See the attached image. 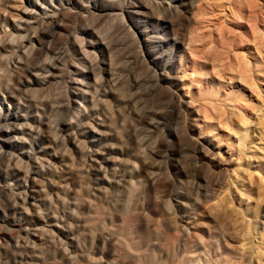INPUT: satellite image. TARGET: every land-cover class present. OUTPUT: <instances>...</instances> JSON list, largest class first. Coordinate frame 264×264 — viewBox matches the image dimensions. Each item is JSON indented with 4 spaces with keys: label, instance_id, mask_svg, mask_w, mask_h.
Here are the masks:
<instances>
[{
    "label": "rangeland",
    "instance_id": "obj_1",
    "mask_svg": "<svg viewBox=\"0 0 264 264\" xmlns=\"http://www.w3.org/2000/svg\"><path fill=\"white\" fill-rule=\"evenodd\" d=\"M81 1L75 5V8L71 7L72 11L76 10ZM97 1L104 2L105 0ZM130 1L115 0L114 2L118 4L113 3L115 7L118 6L115 12L120 13L118 8L125 6V2H127L126 5L147 3V0H132V3ZM159 1H162L164 6L161 5V7L154 3L144 7L143 11L147 14L152 12L158 16L162 15V19L167 21V24L162 26L163 34H161V37L166 39L167 36H171L174 27L179 25V20L176 14L171 11L168 12V9L165 8V2L170 1L172 3L174 0ZM194 1L199 3L194 7V11L202 13L204 17L206 15L208 18L214 17L213 20L217 24L212 28L211 33L209 30L194 28L198 37H204V39L199 38V45H203L199 59L201 61L207 60V63L211 64L215 61L214 72H216L213 76L200 81L185 75L182 81H178L176 85L170 87L159 79V74L154 68H150L145 62H135L139 50L129 37V33H126L120 26L124 21L128 23L127 18L122 16L124 17L121 18L123 21L117 22L121 14L117 15L116 18L113 16L114 19L112 20V17H104L103 14H99L103 11H95L98 14L78 20L75 17V12L66 9L61 14L65 20V25L48 30V32H54L50 37L52 42L48 55L50 59L48 58V60L56 61L58 64V60H54L52 55L64 44L68 32L70 30L77 31L76 27L87 25V22L88 27L92 24L90 28L94 29L96 33L98 31V36L95 33L93 39L95 41L97 39V42H101V44L95 48H89L87 58L81 59L73 50L70 53H73L74 61L85 65L89 72L93 74L96 72L95 75L97 74L96 77H98L95 80L99 79V81L88 79L86 76L80 77L81 82L89 86L88 91L90 93L88 94L89 104H84L83 107L77 106L79 99L70 94L72 90V85L69 82L72 77L71 73L69 78L62 76V78L54 80L55 83L52 81L51 86L48 85L49 87L45 91L35 92L37 97L46 99L48 104L45 108V115L53 127L50 130L51 148L49 147L48 154L42 155L43 159L46 157L49 160H45L43 177H38V179L43 181L44 177H52L51 179L56 181L58 185L62 184L63 186L58 188V193H61L60 198L63 197L60 202L54 198L53 203L51 201L53 199H51L50 203L40 205V211L41 213H43L42 210L46 211L43 215H54L56 218L59 216L58 221L63 222L64 225H67L71 220L72 223L67 226L72 229L73 226L75 227L73 234L76 240L71 244L69 239L59 235L54 228L48 230L49 236L45 235L43 237L46 238L45 240L42 239L41 242L36 243L35 249L41 257L33 264H72L73 262L74 264H101L102 262V264H257V257L253 252L249 258V248L252 249L251 251L254 248L256 253V221L259 218L261 204L264 203V23L261 16L264 12L262 8L264 4L263 0H259L254 9L244 6V10L240 12V17L232 14V20L228 22L227 17L222 13L228 11L224 5L221 7L213 4V6V0ZM214 1L216 4L220 2L219 0ZM5 2L6 0L0 1V11L4 8L7 10ZM24 4H26V0L13 2L15 8ZM138 9L142 10V8ZM223 9L225 10L223 11ZM12 11L17 13V10ZM213 14H217L220 18ZM251 18H258L260 22L262 21L257 24L258 28H255L256 32H254L253 37L256 38L252 44L256 45V47L253 45L255 54L259 55L260 59L262 58L260 65L263 70L259 73L258 69H254L255 67L251 63L247 64L242 61V58L244 60L246 56L249 59L251 57L250 51L245 49L246 51L244 50L242 55L240 54L241 51L238 52L239 55L236 54L242 61L240 62V72H236L239 74L230 76L226 70V74L221 73L223 71L221 67L226 62V52L229 51L228 53L232 54L231 45L242 30L240 28L245 31L249 30L246 23H249L248 20ZM145 19V24L153 23L148 17ZM193 26L194 24L187 25L185 23L180 26L182 27L180 30L183 31L185 28L184 32L188 33L189 28L191 29ZM223 27L224 30H222ZM38 33L43 38H48L41 31L39 32V29ZM77 35L80 38L86 37L82 33H77ZM257 44H260V48ZM103 45L108 46L112 61L103 49ZM257 48L258 50H256ZM259 49L262 55L258 53ZM96 53L97 56H100L97 58L99 61L94 55ZM5 54L3 57L5 60H13L14 55L12 53ZM236 55L234 54V58ZM221 59L225 61L221 62ZM63 60L67 64L65 58L61 59L60 65H64L61 68L68 70L69 68ZM62 63L64 64L62 65ZM105 63H108L109 67L108 65L106 67ZM219 63L222 64L219 65ZM94 66L96 69L93 68ZM242 71L244 72L242 73ZM7 78L10 79H7L10 88L15 92L18 91L22 85L21 76L17 73H11V75H7ZM98 88L100 92L95 91ZM106 89L108 97L101 94ZM109 90L114 91L110 94ZM181 99L190 100L193 107L200 108H198L199 115L196 120L200 125L198 124L196 130L191 134L194 137L199 136L198 139L201 141L212 143L207 156H203L199 151L194 150L193 143L187 138L189 132L185 118L179 117L173 108V105L181 103ZM50 103L56 106L52 105L54 107L52 108ZM91 104L93 106L98 105L95 106L96 110L95 107L94 111L90 110ZM73 110H77L76 113ZM204 111L205 113H203ZM161 112H163L162 116ZM96 115L105 118L107 121L113 120L111 121V130L115 134V139L111 142L123 149L121 154L113 155L120 156L124 162L127 160L125 166H117L115 179L120 180L119 184L107 185L99 180L100 176L97 169H106L103 162H98L100 158L95 154L97 149L100 150L102 141H95V137L91 133H86L80 128L85 124L94 126V120L98 118ZM70 118L71 120L74 118L76 121L73 120V126L69 131H66L62 123ZM152 119L157 121L155 126L149 123ZM0 124L3 125L4 123ZM117 134L118 136H116ZM1 137L6 138L5 136ZM73 138H80L78 139L80 143L85 141L82 143L85 150H75ZM238 139L241 140L238 141ZM0 149L9 150L7 144L1 141ZM134 151L152 162L157 161L153 157L155 151L161 157L159 158L160 162L157 163L158 167L154 170L153 178L130 177L129 179L135 183L129 187L128 185L125 186L124 174L128 179V158H131ZM88 152L90 155L87 154ZM51 154L58 156V158L64 157L68 168L62 166L58 159L53 158ZM18 158L9 161L10 167L15 166L17 169L19 166L20 174H29L34 168L33 163L27 158L22 157L24 159L22 161ZM22 158L20 157V159ZM173 164L179 166V172L174 173L171 170ZM2 165L0 161V264H29L28 260L19 258L18 255L21 252H26L21 244L24 245L28 241V244H31L32 238L30 236L28 238V235L24 234L21 215L13 206L17 204L15 202H17L18 192L24 193L25 189L17 184V177H20L19 175L15 176L17 171L8 169L7 176H2V168L4 167ZM124 169L125 173L123 172ZM118 173L121 174V177ZM138 181H141L140 184ZM73 209L78 211L74 212ZM48 211L50 212L48 213ZM50 231L53 232H51L53 237L50 235ZM17 235L20 239L16 238ZM21 235L24 238H21ZM77 238L80 239L77 241ZM51 239L52 241L56 239V242H52ZM47 240L52 242H50L51 245ZM248 240L251 242L249 241V243ZM242 242L248 243L246 247L249 250L248 254H245L246 258L245 255L239 253L238 246ZM16 243L17 246L19 244L20 246L17 247ZM1 244H3V248ZM250 244L251 247H249ZM61 246L64 249L69 247L67 250L71 248L69 253L73 254L76 251L75 254L77 258L79 257L75 259L77 260L76 263L74 259L72 261L62 257L60 252L63 248ZM60 249L62 250L59 251Z\"/></svg>",
    "mask_w": 264,
    "mask_h": 264
},
{
    "label": "bare ground",
    "instance_id": "obj_2",
    "mask_svg": "<svg viewBox=\"0 0 264 264\" xmlns=\"http://www.w3.org/2000/svg\"><path fill=\"white\" fill-rule=\"evenodd\" d=\"M0 1H2V0H0ZM14 1L15 0H6L5 6H6L7 10H5V8H4V10L3 9L1 10L2 12L0 11V123H4L3 125L0 124V141L6 143L7 149H9L8 151L0 149V161L3 164L2 166H4L2 168V174H3L2 176L3 177L7 176L8 169L17 171L15 173V176H18V175L20 176V177H17V184L19 187H22L25 189L24 193H22L20 191L18 192L17 202H15L17 204L13 205V206H15V209L20 213V215H21L20 217L22 220V222H21L22 230H23L25 235H28V238H29V236L32 238V243L28 244L29 243V241H28L24 245L21 244V246L24 247L26 252L22 253L20 251L21 253L18 255V257L25 259V260H28L29 264H33L34 261H37L41 257L35 249L36 245H37L36 243L39 241L41 242L42 239H44V240L46 239L43 237L45 235H48V230H50V229L53 230L52 228H54L59 235H62L64 237H66L67 239H69L71 244L74 243L76 240L75 235L73 234V232H74L73 229H75V227L73 226V229H72L71 227L67 226L68 224L72 223L71 220H70V222H68L67 225H64V223L62 222L63 219H61L62 220L61 222L63 224L58 221L57 218L59 216L56 218V216H54V215H49V214L43 215V213H45L46 211L44 212L42 210L43 213H41V211H40V208H41L40 205L47 204L51 199H53V200H51L52 202L54 201V198L60 202V200L63 197L60 198L61 193L60 194L58 193L59 192L58 188H61L63 186H62V184L58 185L56 181L51 179L52 177L51 178H48V176L44 177L43 181H39L40 178L38 179V177H43L44 167H45V162H46L45 160H49V158L46 159V157H45V159H43L42 155L48 154L50 142L52 140L50 130L53 127L50 124L51 122H49V120L46 118V115H45V108L48 104L46 99L44 97H42V98L37 97L35 92H37V91L43 92V91H45V89L47 87L51 86L50 83L52 81L57 80L59 78H62V76H63V78H64V76L70 77V75L72 74V77L69 81L72 85V90L70 91V94L73 97L79 99L77 102V106L83 107L84 104H86V105L89 104V99H88V94H90L88 91L89 86L87 84H83L81 82L82 79H80V77L86 76L88 79H91V80H94L97 82V81H99V79L95 80V78H97L98 76L96 77V75H97V74L95 75L96 72L94 74L92 72H89L86 69V66L83 65L82 63H79V62L77 63L76 61H74V57H73L74 55H72L73 53L71 54L70 52H71V50H73L76 53V55H79V57L81 59L87 58L89 48H95L98 44H101V42L99 43V42H97L98 41L97 39H96V41L93 39L96 32L94 29L90 28L92 24L89 25L90 27H88V22H87V25L84 24L83 26L76 27L77 31H74V30L71 31L70 30V32H68V34H67L66 41L65 42L63 41L64 44L62 43L63 45L60 48L57 46L59 49L58 50L56 49L57 50L56 52L54 51L55 53L52 56H54V60L55 59L58 60V64L56 63V61H54L56 63L55 64L54 62H51L50 60H48L50 44L52 42V41H50V37L52 36V33H54V32H52V33L48 32V30L49 29H56L58 27H62L63 25H65V20L61 17L62 12L66 9L68 11H72L71 7L75 8V5L78 4V2L81 0H26V4L22 5L19 8H17V7L15 8V6L13 5ZM114 1H113V3L117 2V1L116 2H114ZM213 1H212V5L215 4V6L218 5L221 7L223 5L225 6V9H227L228 11H227V13H225V12H222V13L225 14V17H227L228 22H230L232 20V17H231L232 14H235V16L240 17V12L242 10H244V8H243L244 6H247L250 9H254L255 6H257V1H259V0H219L220 1V2H218L219 4L218 3L216 4V3H214L215 1L214 2ZM113 3H112V0H105L104 2H98L97 0H87L85 2L81 1L80 4L77 6L76 10H74L72 12H75V17H77L78 20L79 19L83 20L84 18H86L89 15L94 16V14H98V12L96 13L95 11H103V13H99V14H101V15L103 14L104 17H112V20L114 18H116L117 15L121 14L120 18L118 17L119 20H117V22L123 21L121 18H124L122 16H125L128 20V23H126V21H124L122 23L120 22L121 23L120 26L123 30L126 31V33H129V37L134 42L135 46H137V48H138L137 50H139L138 54L136 55L135 62L136 61L145 62L150 68L151 67L154 68L155 71L159 74V79L161 81H163V83L167 84L168 87H170L171 85H176V83L178 81H182L183 78L185 77V75H187L188 77L189 76L193 77V79L200 81L201 79H206L207 77H209L211 75L213 76L215 74V72H216V71L214 72V69H215V65H214L215 63L214 62L215 61L213 62V64H211V63H207V60L201 61L199 59V54L202 53L201 52V46L203 47V45H199V41H200L199 38L201 36L198 37L195 34L194 28H202V29H204V31L209 30V32L211 33L212 28L215 27L217 24L213 20L214 17L208 18L207 15H206V17H204V15L202 13H196L194 11V7L197 6V4H199L198 2L195 3L194 0H174V1H172V3L170 1L165 2L166 3L165 8L168 9L167 11L168 12L171 11L174 14H176L178 17V20H179V22H178L179 25H177V27H174L175 29L173 28L174 30L172 31L171 36H167L166 39H163L161 37V34H163L162 26L166 25L167 21L162 19V17H161L162 15L158 16L152 12L150 14H147V13H145V11H143L144 7H147L150 4L153 5L154 3L157 5H160V6L161 5L164 6L162 4V1L147 0V3H142L140 5H135L132 2H131L132 5H128V4L126 5L127 2H125V6H122V7L119 6V8H118L120 10V13H118V11L115 12L116 7H118V6L115 7ZM263 4H264V0H263ZM138 8H142V10L141 9L139 10ZM165 8H164V10H166ZM262 8L264 9V6ZM156 9H157V6H156ZM225 9H223V11ZM12 10H17V13H14L16 11H12ZM4 11H6V12H4ZM217 14H219V13H217ZM217 14H213V15L218 16ZM254 14H255V12H254ZM247 15H248V13H247ZM113 16H114V18H113ZM261 16H262V20L264 23V12ZM146 17H148L149 20L153 21V23L150 25L145 24V20H146L145 18ZM225 17H224V19H225ZM218 20H220V19H218ZM236 20L239 21L238 19H236ZM248 21H249V23H246V24H247L249 30L245 31L243 28L239 27L242 30L240 31L238 36H236L237 39L234 40L233 44L231 45V48H232L231 50H233L232 51L233 55L231 53L229 54L228 53L229 51H227L226 52L227 56L225 57L226 62H224L225 60H223V59L220 60L221 62L225 63L224 66L222 65L224 67V69H223V67L220 66L223 70L221 73L224 72L226 74V72H227L230 76L235 75V74H239L236 72H238V71L240 72V68H241L240 62H242V61L246 62L247 64L251 63L253 65V67H255L254 69H258L257 70L258 72L263 70L261 65H260L262 58L260 59L258 57L259 55L257 56L255 54L254 46H253L255 44H252V43H254V40H255L254 38H256L255 36L253 37L254 32H256L255 28H258L257 24H260L262 21L260 22L258 20V18H255V19L251 18ZM169 22L170 21H168V23ZM224 22H226V21H224ZM175 23H177V22H175ZM185 23L187 25L194 24L193 28H191V29L189 28V30H188L189 34L184 32L185 28H183V31L180 30V28H182L180 26L181 25L183 26ZM172 25L174 26L175 24H172ZM222 26H225V25H222ZM38 29H39V32L41 31V33L44 34L45 36H47L48 38H46V39L43 38V36H41L38 33ZM222 30H224V27L222 28ZM180 31H181V33H180ZM236 31H239V30H236ZM77 33H82L88 38H86V37L80 38L79 35H77ZM97 33H98V31H97ZM200 33H201V31H200ZM234 34H235V32H234ZM97 36H98V34H97ZM201 38L204 39L203 36ZM259 45H258V48H260ZM255 47H256V45H255ZM52 48H55V47H52ZM173 48H175V49H173ZM258 48L256 50H258ZM103 49L105 50V52L110 57V60L112 61L113 59H111L112 57L110 56L111 54L109 53L108 46L103 45ZM245 49L250 51L251 57L249 59L246 56L245 57L246 59L243 60V58H242V61H240V59L238 58V56L236 54L239 51H241L240 54L242 55V53ZM256 52H258V51H256ZM260 52L261 51L259 49L258 53L260 55H262ZM5 53H12L14 55V58H12L13 60H10V61L5 60L3 58L4 55H6ZM234 54L236 55L237 58L236 57L235 58L237 60L234 58ZM94 55H96V60H98L97 58L99 55L97 56V53ZM238 55H239V53H238ZM63 58H65V60L67 62V64H66L63 60L65 65L69 68L68 70L61 68L64 66L63 65L64 63H62L63 66L60 65L62 62V61L60 62V60ZM99 58H100V56H99ZM52 60H53V58H52ZM244 62H243V64H244ZM96 63H98V62L96 61ZM220 64H222V63H219V65ZM107 65H108V63H105L106 67H107ZM111 65H112V63H111ZM96 66H97V64H96ZM96 66H94L93 68L96 69ZM108 67H109V65H108ZM110 67H112V66H110ZM242 67H244V66H242ZM61 69H62V71H61ZM89 70L91 71V69H89ZM219 70H220V68H219ZM219 70H218V72H219ZM225 70H226V72H225ZM243 72L244 71H242V73ZM11 73L19 74L21 76V79H22V85H21L20 89L16 92L10 88V86H9L10 84L7 82L8 80H10L9 78H7V75H9V74L11 75ZM245 73H246V70H245ZM248 73L250 74V72H248ZM188 79H190V78H188ZM54 83H55V81H54ZM58 83H60V82H58ZM61 83L63 85V82H61ZM91 88H92V86H91ZM104 90H105V88H104ZM95 91H99V88H98V90L95 89ZM113 91L109 90L110 94H112ZM67 92H68V90H67ZM98 94L99 93L97 92V95ZM101 94L107 95L108 94L107 89H106V91H104ZM50 97L52 99V96H50ZM95 97H97V96H95ZM107 97H108V95H107ZM93 100H94V97H93ZM102 101H104V99ZM105 101H106V98H105ZM180 102L181 103H179V104L173 105V108L176 110V114L179 117L183 116L182 119L185 118V122H186L185 124L187 125V129L189 132V135L187 138H188V140L190 139L191 142L193 143L192 145L194 146V150L199 151V153H201L203 156H207V154L210 151V146H212V143H210V142L206 143L205 141H201L198 139L199 136L194 137L191 134L196 130V127H198V124H199V123H197L198 121L196 122V120L198 119L197 116L199 115L198 114V108L199 107L198 108H195V106L193 107L192 101H190V100H185V99L182 100L181 99ZM50 104L52 107L53 103H50ZM94 104H96V103H94ZM101 104H103V103H101ZM108 104H109V102H108ZM69 105H72V104H69ZM60 106H62V105L60 104ZM95 106H98V105H95ZM95 106H93L91 104L90 110H93ZM106 106H107V104H106ZM54 107H52V108H54ZM95 110H96V107H95ZM75 111H77V110H75ZM75 111H74V113H76ZM170 111H168V112H170ZM86 112H87V110H86ZM203 113H205V111ZM79 114L81 115V113H79ZM162 114H163V112H161V116H162ZM98 115H96V116H98ZM69 116H71V115L69 114ZM77 116H78V114H77ZM208 116H209V114H208ZM71 118L65 120L62 123V126L66 131H69V129L73 126L72 121L74 120V118H73V120H71ZM74 121H76V120H74ZM111 121H113V120H111ZM111 121H107L105 118H100L98 116V118H96L94 120V122H95L94 126H92L91 124L87 125L84 123L85 125H82L80 127L84 132L91 133L92 136L95 137V141H102L100 150L97 149L95 154L100 158V160L98 159V162L99 161L103 162V164L105 165V168H106L105 170H101L100 168L97 169V171L99 172V176H100L99 180L101 182L107 184V185L119 184L120 180L115 179V177L117 176V174H116L117 169H118L117 166L118 165H124L125 166L126 161H127V160H125V162H124L120 158V156L118 157V156L113 155V154H121L123 152V149H121L120 147L115 145L113 142H111V140L115 139V134L111 130V128H112L111 127ZM114 121H115V119H114ZM156 122L157 121H154L152 119L151 122H149V123H150V125L155 126ZM75 133H74V135H76ZM80 133H82V132H80ZM1 136H5L6 138H2ZM116 136H118V134ZM78 139H80V138H78ZM78 139L73 138V141H75L74 142L75 143V150H78V151L81 149L85 150V147L82 146V143L85 142V141L82 142V140L84 138L81 140L82 143H80V141ZM241 139H238V141ZM117 140H118V138H117ZM81 147H83V148H81ZM89 150H91V149H89ZM156 152L157 151H155L153 153V157L155 158V160H157L156 162L155 161L152 162V161L147 160L146 158H143V156H140L138 154V152H136V151H134V153L131 154V158H128V163H127V165H128V168H127L128 169V179L125 177V174H124V178L126 179L125 180V183H126L125 186L128 185L129 187H132V184H134L135 181L133 182L129 178L133 177V176H138V177L145 176L149 179L153 178V176L155 174L154 170L158 167L157 163L159 161V158L161 157V155L159 153H156ZM128 153H129V151H128ZM87 154H89V152ZM51 156H53V158L58 159V161L60 162V164L62 166H65V168H68V165H66V159L64 157L58 158V156H56L54 154L53 155L51 154ZM16 157H19L18 159L21 161L24 160L22 157L29 159L33 163V166H34L33 170L29 174H27V173L20 174V172L18 171L19 170L18 165H17L18 166L17 169L15 168V166L10 167V165H11V164H9L11 162L10 160L12 159V161H13L14 160L13 158H16ZM20 157L22 159H20ZM70 158H71V156H70ZM161 160H162V158H161ZM21 161H18V162L20 163ZM162 162H163V160H162ZM71 164H72V162H71ZM14 165H16V163H14ZM73 168H72V170H73ZM72 170H71V172H72ZM171 170L174 173H177V172H179V166L177 164H173ZM123 172L125 173V169ZM118 175H120V177H121L120 173H118ZM139 179H141V178H139ZM121 181H122V179H121ZM138 182L140 184L141 181H138ZM181 182H183V181H181ZM122 185H123V183H122ZM126 190H128V189L126 188ZM14 201H16V200H14ZM64 204H66V203H64ZM261 205L262 206H261V209L259 212V216L257 215L259 218L256 221L257 228H255V229H257V231H256L257 233H256V235L254 234L255 238L257 239V241H256L257 244L255 243L256 244V246H255L252 243L256 247V253L254 252V248H253V251H251L252 250L251 248H249L250 250L247 249L248 247H246V245L248 246V243H246V242H242L238 246L239 247V253L241 255H245V254L247 255L248 250L250 251V253H249L250 256L248 255L249 258H251V256L253 254H255L256 256L255 255L254 256L257 257V261H256L257 264H264V203H262ZM51 206H49V207H51ZM56 207H58V205ZM63 207H64V205H63ZM69 209H70V206H69ZM58 210H60V209H58ZM50 211H48V213ZM65 211H66V209H65ZM73 211L77 212L78 210L73 209ZM74 212H73V215H74ZM53 213H54V211H53ZM60 216H62V215L60 214ZM65 219H64V221H65ZM78 227H79V225H78ZM80 229H81V227H80ZM51 232L52 231H50V235L53 237ZM88 234H89V232H88ZM18 235H20V234H18ZM179 235H181V234H179ZM62 236L60 237V239L62 238ZM13 237H15V236H13ZM239 237H242V236H239ZM16 238H19V236ZM21 238H24V237H22V235H21ZM58 238H59V236H58ZM52 239H51V241H52ZM79 239L77 238V241ZM16 240H18V239H16ZM55 240H53V241L56 242ZM250 240H248V242ZM47 241L49 242V245H51L50 244L51 241H49V240H47ZM63 241H65V240L63 239ZM16 242H18V241H16ZM201 243H203V242H201ZM64 244H65V242H64ZM1 245L3 248V244H1ZM55 245H57V244H55ZM59 245H61V244L59 243ZM16 246H17V243H16ZM19 246H20V244L17 247H19ZM66 246H68V245H66ZM254 246H252V247H254ZM249 247H251V244ZM61 248H63L64 251L62 249H60L59 251L62 250L60 253L62 254V257H64L65 259H68V260L74 259L75 260L77 258V255L75 254L76 251L74 252V249H73V252H74L73 254H75V255H73L71 252L69 253V250L71 248L69 250H67L69 247L68 248L65 247V249H64V247L61 246ZM57 249H58V247H57ZM252 252H253V254L251 255ZM42 254H44V253H42ZM246 255H245V258H246ZM194 257H195V255H194ZM242 257H244V256H242ZM22 259H21V261H22ZM76 261L77 260H75V263H76ZM72 264H74V262Z\"/></svg>",
    "mask_w": 264,
    "mask_h": 264
}]
</instances>
